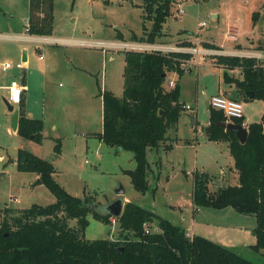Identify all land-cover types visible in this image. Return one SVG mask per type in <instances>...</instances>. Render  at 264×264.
Listing matches in <instances>:
<instances>
[{
    "label": "rangeland",
    "instance_id": "rangeland-1",
    "mask_svg": "<svg viewBox=\"0 0 264 264\" xmlns=\"http://www.w3.org/2000/svg\"><path fill=\"white\" fill-rule=\"evenodd\" d=\"M146 1L52 0V36L70 44L38 48L34 42L16 39L28 35L29 0H0V205L24 210L56 202L45 185L35 186L33 173L18 172L14 161L19 149L39 152L51 160L57 143L53 137H64L63 156L57 162V180L71 195L79 198L87 195L96 204L106 205L115 201L117 192L124 189L126 204H138L190 232L194 228L197 234L215 237L242 257L264 264V250L257 252L249 247L256 244L255 231L250 227L257 225L254 216L245 217L234 210L218 212L204 208L197 213L194 209L196 173H210L211 178L214 175L210 188L214 193L228 184L233 185L218 178L229 165L225 146L209 142L205 135L210 114L203 95L209 99L219 87H225V71L213 66L211 58L195 57L182 78L173 74L167 78V88L174 78L183 86L182 97L187 106L195 107L194 100L199 96L196 107L199 124L195 127L198 132L183 115L178 131L174 130L179 138L174 149L168 153L163 148L148 152L153 172L146 194L135 191L131 178L125 173L136 168L133 153L119 152L96 138L103 128L101 91L113 90L119 98L123 96L125 53L104 52L77 45L75 41H114L122 36L121 40L133 42L135 32H140L138 37L144 35L143 24L149 32L153 27L152 21L144 20ZM179 5L184 14L177 18ZM261 8H264V0H174L173 15L163 30L167 38H162L163 35L156 41H212L232 52L238 50L233 49L236 45L245 46L252 39L255 45L261 43L249 50L258 51L264 49V23L255 26L252 16ZM25 53L27 65L20 70L17 66L24 62ZM7 63L12 68L5 71L3 65ZM261 63L264 66V62ZM14 82L27 87L25 114L45 122L46 138L42 144L24 139L12 129L13 114L6 105V88ZM232 98L242 102L240 97ZM243 106L246 123L260 122L264 101L243 102ZM193 110L188 109L194 113ZM195 139V144H188ZM88 219L86 240L123 238L116 219L111 225L95 220L92 215ZM72 226H76V222ZM150 227L159 226L154 222Z\"/></svg>",
    "mask_w": 264,
    "mask_h": 264
},
{
    "label": "trees",
    "instance_id": "trees-1",
    "mask_svg": "<svg viewBox=\"0 0 264 264\" xmlns=\"http://www.w3.org/2000/svg\"><path fill=\"white\" fill-rule=\"evenodd\" d=\"M173 4L174 0H147L143 6L144 20L152 21L153 27L149 32L143 24L144 35L139 38L134 34V41L156 43L173 15ZM29 7V33L52 36V0H29ZM252 19L256 24L260 13H254ZM201 44L207 49L223 51L215 44ZM193 45L192 42L180 44L181 47ZM209 58L215 66L242 72V80L230 77L227 72L224 74L225 83L237 88L236 97L244 102L264 101V67L260 61L227 55ZM193 60V55L179 52H127L122 98L109 90L100 93L103 132L97 136L108 147L133 153L136 168L125 173L131 178L134 190L141 194L150 190L153 168L148 152L173 149L169 132L177 128L188 111L181 102L179 81L174 88H166L168 75L176 73L182 78L183 64ZM19 111L18 135L42 144L44 121L26 116L24 98ZM209 111L206 139L228 144L238 183L214 193L210 190L211 176L196 173L193 204L196 208L213 210L231 208L241 215L254 216L257 220L256 245L252 249L259 252L264 250V114L260 122L248 125V139L243 145L234 132L224 129L221 124L243 125L245 119H228L222 111L212 107ZM54 152L56 156L61 154L60 140H57ZM15 163L18 172L38 175L56 202L48 206L33 205L24 210L0 205V264H256L207 238L187 237L183 228L135 203H127L122 216L117 219L122 239L86 240L89 215L107 225L112 224L113 218L94 211L92 206L96 203L89 196L79 198L67 192L55 179V167L51 162L29 150L19 149ZM73 222L76 226H72ZM154 222L161 232L145 234L144 225Z\"/></svg>",
    "mask_w": 264,
    "mask_h": 264
},
{
    "label": "built area",
    "instance_id": "built-area-1",
    "mask_svg": "<svg viewBox=\"0 0 264 264\" xmlns=\"http://www.w3.org/2000/svg\"><path fill=\"white\" fill-rule=\"evenodd\" d=\"M184 14L181 5H179L176 17H180ZM26 34L27 36L16 37V39H24V41H31L38 45L40 48L42 45H57L60 44H70V41L63 40V39H56L53 36H33L29 33V26L26 27ZM235 38V36H233ZM75 44L86 46V47H95L99 48L101 51L104 52H148L154 53L159 52L163 54H169L174 52L179 53H187L191 54L194 57H209L215 55H227V56H235V57H245V58H254L260 62H264V51H217L207 49L202 46L201 41L197 40L193 42L192 47H181L180 45H167V44H157V43H148V42H141V41H125V40H115V41H75ZM40 59L42 60L43 57L41 56ZM25 63H21L17 66L18 69L23 70L25 68ZM189 65V62L183 64V69L186 70ZM12 68L11 64H4L3 70L7 71ZM176 85L175 82H169L170 89L174 88ZM8 92L7 100L8 102L16 107L20 106L23 100L24 92L26 91V87L24 85H20L16 82L12 83L11 86L6 88ZM210 106L217 111H222L228 119H245L244 115V106L243 103L234 100L232 98H228L224 95H217L211 98ZM187 110L191 107L186 105ZM244 126L245 123L243 124ZM247 127V126H246ZM248 128V127H247ZM18 201V200H15ZM114 220V219H113ZM115 223V221H113ZM144 232L145 234H158L161 232L160 227H150V223H146L144 225ZM187 237L192 238L191 235L188 233L186 234Z\"/></svg>",
    "mask_w": 264,
    "mask_h": 264
},
{
    "label": "crops",
    "instance_id": "crops-1",
    "mask_svg": "<svg viewBox=\"0 0 264 264\" xmlns=\"http://www.w3.org/2000/svg\"><path fill=\"white\" fill-rule=\"evenodd\" d=\"M254 13H260V19L258 20V22L256 23V24H254L255 26H257L259 23H264V20H263V18H264V8H261L259 11H255ZM253 13V14H254ZM214 17L216 18V16L214 15ZM135 32V31H134ZM140 32H135V35H137V34H139ZM164 33V32H163ZM164 35V37H162V38H167V34H163ZM138 36V35H137ZM142 37V36H141ZM141 37H139V38H141ZM236 37V36H235ZM115 40H119V39H115ZM114 40V41H115ZM124 40L125 41H128V39H125L124 38ZM167 40V39H166ZM201 42H207V43H210V44H215V45H217V46H219V47H221L222 49H223V51H226V52H229V51H231L232 49H226V48H223L222 46H220V45H218V44H216V43H214V42H212V41H202V40H200ZM234 41H236V39H234ZM184 42H192L193 43V41H190V40H183V41H181V40H179L178 42H176V43H173V42H170V41H163V40H160V41H156V43L157 44H167V45H180V44H182V43H184ZM261 42H259V43H257V45L258 44H260ZM256 43L254 42V40H252V39H250L249 40V42H248V44H246L245 46L244 45H240V44H238V45H236L233 49H238L237 51H250V50H252L250 47H254V46H257V45H255ZM249 47V48H248ZM263 47H264V44H263ZM250 49V50H249ZM259 51H264V49H260ZM119 53H122V52H119ZM112 60V59H111ZM28 61V60H27ZM23 63H27V62H23ZM125 64H126V62H125ZM27 65V64H26ZM25 65V66H26ZM126 66V65H125ZM213 66H215L214 64H213ZM215 67H217L218 68V66H215ZM264 67V66H263ZM219 68H221V69H223L225 72H227L228 74H229V76L230 77H234V78H236V79H240V80H242V78H243V76H242V72L239 70V69H236V70H226L224 67H219ZM191 71V70H190ZM174 75V76H177L178 77V75L176 74V73H170L169 75H168V77L170 76V75ZM225 74V73H224ZM175 82V83H177V79L176 78H174V79H171L169 82ZM180 83V82H179ZM224 83H225V81H224ZM166 86V85H165ZM26 87V86H25ZM27 88V87H26ZM167 88V87H166ZM167 89H170V86L167 88ZM123 90H124V86H123ZM110 91H112L113 92V90H110ZM184 91V88H183V86L181 87V102L182 103H184L185 105H188L187 104V102L183 99V97H182V92ZM26 92H27V89H26V91L24 92V96H23V98H24V101H25V104H26ZM114 94H115V92H113ZM224 95V96H226V97H228V98H232V97H236L237 95H238V91H237V88L235 87V85L234 84H232V85H228V84H226L225 83V87L223 86V87H219L218 88V90H216L215 92H214V94H211V96H210V98L208 99L207 97H206V94H204L203 96H204V98H205V101H206V105H207V108H208V110H210V100H211V98L212 97H214V96H217V95ZM116 95V94H115ZM239 95H240V93H239ZM117 96V95H116ZM232 99H234V98H232ZM241 100H242V98H241ZM195 101V107L194 106H190V107H192L194 110V113L193 112H191V111H187L186 113H184V116H186L188 119H190L191 120V126H192V128H194L195 129V132H198V129L197 128H195V127H197L198 126V124H199V122H198V117H197V115H198V111H197V104H198V102H199V96L197 95V97H196V99L194 100ZM244 101H242V103H243ZM250 102H254V101H250ZM244 103H248V102H244ZM209 114H210V111H209ZM27 116V115H26ZM184 116H182L181 118H183ZM263 116V115H262ZM28 117V116H27ZM29 118V117H28ZM262 118V117H261ZM31 119V118H30ZM192 119H194V123L192 122ZM253 123H255V122H253ZM251 123H246L245 122V125L248 127V125H250ZM209 125V122H208V124H207V126ZM206 126V127H207ZM45 128H46V125H45V122H44V131H43V135H44V139L46 138V133H45ZM52 128H53V131L54 132H56L57 131V126L56 125H54V126H52ZM175 131H178V125H177V128L176 129H174ZM174 130H172V131H170L169 132V138H170V141L173 143V149H174V147L178 144V142H179V138H178V135L176 134V132H174ZM103 132V128H102V131L100 132V133H97V135L98 134H101ZM88 135H91V134H87V136ZM78 138L80 137L79 136V134L78 135H76ZM92 136V135H91ZM90 136V137H91ZM64 138V137H63ZM62 137L60 138L59 136H56V137H53V139H55V140H60L61 141V144H62V139H63ZM96 138L99 140V138H98V136H96ZM100 141V140H99ZM188 142H190V140H187ZM192 141H194V143L193 142H190V143H188L189 145H191V144H195L196 143V139L195 140H192ZM32 142V141H31ZM34 143V142H33ZM100 143H103V142H101L100 141ZM36 144V143H35ZM219 144V143H218ZM220 144H223L224 146H225V149L227 150L226 152H227V154L229 155V165H227L226 166V168H224V169H222V171H221V173H220V175H219V177L218 178H220V179H225V180H228V183H233V185H235V184H237L238 183V174H237V171L235 170V168H234V159L231 157V154H230V150H229V148H228V144H226V143H220ZM226 144V145H225ZM62 149H63V144H62ZM172 149V150H173ZM172 150H170V151H172ZM119 152H121L120 150H118ZM169 151H166V153H168ZM33 154H35V155H37V156H39V157H41V158H43V159H45V160H47V161H49V162H51L53 165H54V167H55V174H54V177H55V179L57 180V178H58V173H59V171H58V169H57V162L59 161V159L63 156V150H62V152H61V154L59 155V156H56L55 155V152H54V157H53V159H51V160H49V159H47L45 156H43L42 154H40L39 152H32ZM233 159H231V158ZM1 159H3V158H1ZM16 160V159H15ZM232 162H231V161ZM15 162V161H14ZM15 165H16V163H15ZM129 171V170H128ZM205 173V172H204ZM208 174H210V173H208ZM35 175V180H36V182L38 181V180H40V177L38 176V175H36V174H34ZM210 176H211V174H210ZM214 177V175H212V178ZM57 182H59L58 180H57ZM36 186V185H35ZM38 186H40V185H38ZM211 186H212V182L210 183V188H211ZM226 186H229V184L228 185H226ZM37 187V186H36ZM64 187V186H63ZM225 187V186H224ZM65 188V187H64ZM11 208V207H10ZM194 209L196 210V212L197 213H199L202 209H204V208H196L195 206H194ZM213 210V209H212ZM230 210H233V209H231V208H228V209H224V210H216V211H218V212H230ZM235 211V210H234ZM236 212V211H235ZM237 213V212H236ZM157 214V213H156ZM239 214V213H238ZM158 215V214H157ZM241 215V214H240ZM242 216H245V217H248V216H246V215H242ZM161 217V216H160ZM1 220V219H0ZM194 221H195V217H194ZM179 227H181V226H179ZM250 227H252L253 229H254V231L256 232V228H257V225H251ZM181 228H183V227H181ZM189 235H191L192 237H194V236H201V237H204V238H207V239H209V240H211V241H213V242H215V243H218V244H220V245H223V246H225V247H228V244H225V243H222L221 242V240H218L217 238H215V237H212V236H208V235H203V234H197V233H195L194 231H195V229L193 228V229H191V232L187 229V228H183ZM254 237H256V235L254 234ZM254 245H256V244H252V245H250L249 247L250 248H252Z\"/></svg>",
    "mask_w": 264,
    "mask_h": 264
},
{
    "label": "water",
    "instance_id": "water-1",
    "mask_svg": "<svg viewBox=\"0 0 264 264\" xmlns=\"http://www.w3.org/2000/svg\"><path fill=\"white\" fill-rule=\"evenodd\" d=\"M28 57L27 54L25 53L23 61L27 62ZM6 105L9 109V111L13 114L12 115V129L14 132H18V127H19V118L21 116L19 109H16L14 106H12L8 100H6ZM192 122L194 123V119H192ZM221 126L224 129H228L232 132H234L240 143L241 144H245L247 142L248 139V128L242 124H235V123H222ZM121 151V149H118ZM38 185H43L41 180H38L36 183V186ZM118 198L113 201L110 202L106 205H94L92 206V209L94 211H96L98 214H100L101 216H110L113 219H119L124 211L125 208V199H124V195H125V191L124 189H121L117 192ZM256 235V232H255Z\"/></svg>",
    "mask_w": 264,
    "mask_h": 264
}]
</instances>
